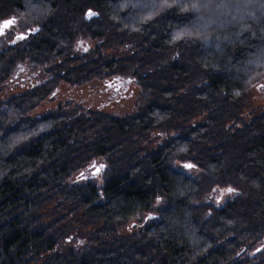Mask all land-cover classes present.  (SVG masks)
Masks as SVG:
<instances>
[{
  "label": "trees",
  "instance_id": "obj_1",
  "mask_svg": "<svg viewBox=\"0 0 264 264\" xmlns=\"http://www.w3.org/2000/svg\"><path fill=\"white\" fill-rule=\"evenodd\" d=\"M9 20L0 92L48 75L0 99V264H264V0H0ZM115 80L118 112L91 89L36 113Z\"/></svg>",
  "mask_w": 264,
  "mask_h": 264
},
{
  "label": "rangeland",
  "instance_id": "obj_2",
  "mask_svg": "<svg viewBox=\"0 0 264 264\" xmlns=\"http://www.w3.org/2000/svg\"><path fill=\"white\" fill-rule=\"evenodd\" d=\"M18 28V31L21 30V23L15 24ZM20 26V28H19ZM15 27V28H16ZM10 34H13L15 31L12 28H9ZM13 40L18 38L17 33H14L12 35ZM43 75H48L45 71H38L33 72L25 68H19L16 70L15 74L13 75V78L5 89L0 92V99H4L3 97L10 96L18 91L24 90L29 85H34L38 83V81L43 77ZM104 87V83L100 82L98 85H93L91 88V85L83 88H70L65 83H61L58 87V91L54 98H52L50 101H45L43 104H41L37 109L36 113L39 112H48L55 110V106H57L58 103H66L65 101H73L78 103H84L85 100L80 99L84 97L86 92H91V89H93L92 95H89L87 97V102L90 105L99 104L100 107L105 108H113L111 109L114 112H118L117 106L121 103L119 98L124 92H128L133 85H131L128 82L122 81V80H115L113 82H110V85L106 89H102ZM99 88V89H94ZM134 88V87H133ZM248 99L255 103V104H263L264 105V78L260 80L257 84H255L251 89L249 90ZM86 103V102H85ZM118 107H121L119 105ZM101 164L94 163L92 167H90L87 171L88 174L91 173H98L97 171H94L96 167L100 168Z\"/></svg>",
  "mask_w": 264,
  "mask_h": 264
},
{
  "label": "snow or ice",
  "instance_id": "obj_3",
  "mask_svg": "<svg viewBox=\"0 0 264 264\" xmlns=\"http://www.w3.org/2000/svg\"><path fill=\"white\" fill-rule=\"evenodd\" d=\"M91 15H94V13L89 12V16H91ZM12 23H14V20L5 21L4 24H3V27H7V26H9V25L12 24ZM100 167L102 168L103 165H101ZM188 167H191V165H188ZM99 170H100V169L98 168V169H97V172H99ZM81 178H83V176H82ZM228 191H232V189H228Z\"/></svg>",
  "mask_w": 264,
  "mask_h": 264
},
{
  "label": "flooded vegetation",
  "instance_id": "obj_4",
  "mask_svg": "<svg viewBox=\"0 0 264 264\" xmlns=\"http://www.w3.org/2000/svg\"><path fill=\"white\" fill-rule=\"evenodd\" d=\"M4 28H5V27H3V26H2V27H0V32H5V31H6V32H7V34H10V31H9V30H7V29H8V27H7V28H5V29H4Z\"/></svg>",
  "mask_w": 264,
  "mask_h": 264
},
{
  "label": "water",
  "instance_id": "obj_5",
  "mask_svg": "<svg viewBox=\"0 0 264 264\" xmlns=\"http://www.w3.org/2000/svg\"><path fill=\"white\" fill-rule=\"evenodd\" d=\"M87 13H89V11H87ZM97 169H98V167H96L94 171H97Z\"/></svg>",
  "mask_w": 264,
  "mask_h": 264
}]
</instances>
